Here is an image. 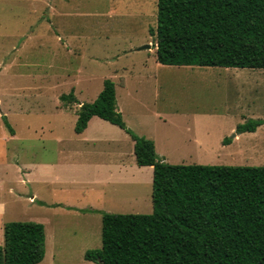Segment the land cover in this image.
Returning <instances> with one entry per match:
<instances>
[{"label": "rangeland", "instance_id": "374dc122", "mask_svg": "<svg viewBox=\"0 0 264 264\" xmlns=\"http://www.w3.org/2000/svg\"><path fill=\"white\" fill-rule=\"evenodd\" d=\"M41 1L0 0V244L6 222L33 220L46 230L38 264H97L85 252L102 246L104 212L153 211L151 176L138 180L133 170L132 138L116 141L112 124L95 118L103 126L87 136L102 140L82 139L75 131L79 103L61 99L74 92L79 102H93L105 79L117 86L129 120L131 112L146 116L165 161L264 165V123L237 133L239 123L264 119V68L161 64L151 33L158 0ZM29 6L40 7L37 16ZM29 21L34 33L10 54ZM21 62L49 64V78L20 77ZM122 159L123 183L116 181ZM103 167L111 182L96 184ZM101 193L107 197L100 204Z\"/></svg>", "mask_w": 264, "mask_h": 264}, {"label": "trees", "instance_id": "16d2710c", "mask_svg": "<svg viewBox=\"0 0 264 264\" xmlns=\"http://www.w3.org/2000/svg\"><path fill=\"white\" fill-rule=\"evenodd\" d=\"M151 33L162 64L264 68V0H158ZM61 99L81 104L74 92ZM93 116L124 129L135 141L137 164L153 166V211L104 212L102 246L88 249L85 259L97 264H264V165L165 161L152 139L127 126L111 79L104 80L93 102L80 105L75 131L83 132ZM263 123H239L237 133L254 132ZM45 254L43 223H5L0 264H38Z\"/></svg>", "mask_w": 264, "mask_h": 264}, {"label": "crops", "instance_id": "0c3cea01", "mask_svg": "<svg viewBox=\"0 0 264 264\" xmlns=\"http://www.w3.org/2000/svg\"><path fill=\"white\" fill-rule=\"evenodd\" d=\"M23 1H25V0H23ZM28 1H30V2H35V3H39V5L41 6V4H42V1L41 0H28ZM31 7H32V5H30ZM29 6V7H30ZM29 8L28 9V11H29V13L30 14H34V15H36L37 16V12L39 11V9H40V7H39V9L38 10H34V8ZM35 16V17H36ZM30 23H32V21H29L28 22V26H27V28H26V31H23V32H17L16 34H15V37H16V43H15V45H13V47H12V49H11V51H10V54L13 52V51H17L20 47H22L23 45H25V42L29 39V34H32V33H34V30H30ZM39 25V24H38ZM37 30V29H36ZM35 30V31H36ZM35 35V34H34ZM37 35V34H36ZM20 40V42H18ZM22 63V65H26V66H24V68H23V70H18V71H21L22 73L20 74V77H27V78H31V79H34V80H37L38 78H41V79H48L49 77V75H48V72L50 71L49 69H50V66H49V64H45L44 65V63L42 64H40V63H31V62H28V63H25V62H21ZM162 64V63H161ZM166 65V64H165ZM189 66V65H188ZM217 67V66H216ZM6 70H5V67L4 66H1L0 67V73L1 72H5ZM38 72H42V73H44V74H39ZM130 72H133V71H130ZM24 73H29V74H26V75H24ZM135 76V75H134ZM138 77H141V76H138ZM116 88H117V86H116ZM129 95V94H128ZM116 98H118V91H117V89H116ZM83 102H81V104H82ZM81 104H79V107H80V105ZM117 106H118V109H119V111H121L122 112V114H123V117H124V120H125V122H126V124H127V126L128 127H130L131 129H133L135 132H137V134H139V135H142V136H145V137H148V138H150V139H152L154 142H155V146H157V136L155 137L154 135H152V134H149V132H147L148 131V126H147V124H148V119L146 118V116L145 115H143V114H140V113H138V112H131L130 113V116L132 117V119L131 120H129V118H128V116H127V112H126V110H125V106L124 105H122V104H120L119 103V100L117 99ZM95 118H100V117H98V116H93L90 120H89V122H88V125H87V127L84 129V131L83 132H81V133H79V134H81L83 137H82V139H84V140H86V141H95V140H102L101 138L102 137H99L98 136V134H96V132L94 133L95 135H93V137L90 139L88 136H87V132H88V130L93 126V125H95L96 126V129H97V131H98V129H99V126L100 125H102L103 126V124L102 123H99L98 121H95L94 119ZM101 120H104V119H102V118H100ZM104 121H106V122H108V123H110L109 121H107V120H104ZM110 124H112V123H110ZM112 126L113 127H110V129H112V130H114L113 131V135H115L118 139L116 140V141H123V142H125V143H128L129 142V138H131V136L124 130V129H122V128H120L119 126H117V125H115V124H112ZM98 127V128H97ZM114 128H118V129H114ZM233 129H235V128H233ZM232 129V130H233ZM99 132V131H98ZM15 134H16V132H15ZM15 134H12V135H15ZM238 134H235V137L236 138H238ZM105 139H109V140H111V141H115L114 139H112V137L110 136V137H106ZM134 144H135V141L132 139V145H133V151H134ZM125 155H126V153H125ZM120 156H123L122 154L120 155ZM134 156H135V152H134ZM134 161H135V164H136V168H138V169H134L133 168V170H134V172L136 173V174H138L139 173V177L137 178L138 180H142V177H143V175H145V176H147V179H148V177H149V175L151 176L150 177V180H151V182H152V189H153V172H154V168H153V166H151V165H148V166H139L138 164H137V161H136V156H135V158H134ZM119 163L120 164H117L116 166L119 168V171L117 172V177H116V181L117 182H121V183H123V182H125L126 181V176H125V164H124V159H122V161H119ZM48 165V167H49V165H51L52 167L54 166L53 164H47ZM110 171H111V169H109ZM24 171H28L27 169H24ZM108 173V168L107 167H103L102 169H101V173H100V178H98L96 181H95V183L96 184H102V185H106V184H108V183H110L111 181V178H110V176L111 175H108V176H105L106 174ZM28 180L29 179H27V182H28ZM38 194L36 193V192H32V194L31 195H29L28 196V198L30 199V201L31 202H34V201H36L37 199H38ZM151 196H152V190H151ZM107 197V193H101L100 195H99V197H98V199H97V203L98 202H100L101 200L103 201V199L104 198H106ZM102 201L100 202V204L102 203ZM92 204H94L93 202H91ZM152 204H153V200H152ZM101 233H102V230H101ZM102 236V235H101ZM46 255V254H45Z\"/></svg>", "mask_w": 264, "mask_h": 264}, {"label": "water", "instance_id": "95a60500", "mask_svg": "<svg viewBox=\"0 0 264 264\" xmlns=\"http://www.w3.org/2000/svg\"><path fill=\"white\" fill-rule=\"evenodd\" d=\"M149 47H150V45L147 44V45L140 47V49H145V48H149ZM99 264H103V262L101 260H99Z\"/></svg>", "mask_w": 264, "mask_h": 264}]
</instances>
